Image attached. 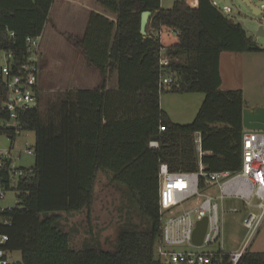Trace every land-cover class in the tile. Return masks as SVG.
Here are the masks:
<instances>
[{
    "label": "trees",
    "instance_id": "1",
    "mask_svg": "<svg viewBox=\"0 0 264 264\" xmlns=\"http://www.w3.org/2000/svg\"><path fill=\"white\" fill-rule=\"evenodd\" d=\"M97 1L115 19L91 11L82 36H65L99 72L100 86L67 88L47 99L37 89L36 106L18 112L20 128L34 132V164L23 166L30 173L10 187L18 202L0 212L11 221L0 227L9 235L6 247L20 251L21 264H172L154 254L162 227L161 164L173 172L196 171L199 160L212 171L241 167L243 92L221 88L220 55L264 48L213 0H197L196 6L176 0L169 8L161 0ZM52 3L0 0V49L13 51L15 64L24 58L26 36L42 34ZM145 10L151 11L146 36L140 30ZM162 48L175 74L163 91L204 94L189 123L174 121L160 105ZM114 72L118 89L105 90ZM6 94L0 76V134L13 135L4 125ZM99 172L125 186L142 223L120 225L114 249L73 248L60 213L92 205ZM237 264H264V252L246 248Z\"/></svg>",
    "mask_w": 264,
    "mask_h": 264
},
{
    "label": "built area",
    "instance_id": "2",
    "mask_svg": "<svg viewBox=\"0 0 264 264\" xmlns=\"http://www.w3.org/2000/svg\"><path fill=\"white\" fill-rule=\"evenodd\" d=\"M213 4L218 6L216 0ZM219 7V6H218ZM222 10L230 13L232 9L223 5ZM14 34L13 31L10 32ZM42 34L27 35L26 51L20 63L15 64L13 51L0 49L7 60L0 67L7 94L1 103L9 113L4 125L13 129V135L3 133L10 140L9 147H0V199L5 198L10 187L27 174L29 169L18 165L21 153L34 155V144L25 140V146L18 154L12 153L14 138L22 134L18 112L33 108L37 104V89L41 71ZM170 58L162 48L160 65L163 72L159 80V91L167 89L175 80L174 72L168 70ZM164 129V126L160 127ZM2 135V134H0ZM14 136V137H13ZM199 154L201 135L195 132ZM156 143L151 141L150 144ZM30 173V171H28ZM161 187L159 192L162 227L154 246L155 257L172 264H237L250 239L252 240L264 222V130L244 127L242 135L241 167L238 170H207L201 160L196 171H170L166 164L160 166ZM12 189V188H11ZM18 194V193H17ZM240 200L245 207L255 206L243 219L247 229L242 247L234 252L224 248V215L237 212L236 206L226 208L225 200ZM18 202V197H17ZM16 205V203L14 204ZM1 206L0 212L11 209ZM207 217V227L200 245L192 241L193 231L198 219ZM11 224L8 218H0V225ZM8 233L0 227V264H18L12 258L14 250L6 247ZM187 246L185 249H177Z\"/></svg>",
    "mask_w": 264,
    "mask_h": 264
},
{
    "label": "rangeland",
    "instance_id": "3",
    "mask_svg": "<svg viewBox=\"0 0 264 264\" xmlns=\"http://www.w3.org/2000/svg\"><path fill=\"white\" fill-rule=\"evenodd\" d=\"M174 1L176 0H161L164 8L171 7ZM216 1L220 8L225 5L224 0ZM232 1L239 9L236 17L242 20L251 30H255L262 17L255 16L245 1ZM193 4L195 6L197 4L196 1L193 0ZM232 14L233 10L229 15L232 16ZM257 44H264V37L259 36ZM41 48L42 63L38 87L44 99L53 98L57 92L67 89L69 83L77 85V75H83L84 80L93 81L86 78L89 77L90 73H87V70L84 69L87 67L84 66L83 57L60 34L59 36H53L51 25H45L42 32ZM44 52H47L49 59ZM72 55L74 56L73 62H71ZM6 60V56L0 52V67L6 63ZM70 65L75 66L74 72L71 71ZM244 65L245 67L240 66V62H238V65L228 69L235 75V83H241L245 87L246 103H252L253 101L264 103V61L258 58L254 63L248 61ZM93 72L95 71L93 70ZM231 79L234 80V77L232 76L229 80ZM75 85L73 88L78 87ZM160 96L162 108L170 113L174 121L179 123L191 122L204 98L202 92L173 93L163 91ZM25 140H28L30 144H34V132L25 130L14 138L12 151L14 155L18 154L21 148L23 149ZM9 146L10 140L5 135H0V147ZM16 162L18 165L30 167L34 164V155L21 153L20 159ZM125 189L124 185L110 180V176L107 173L99 172L95 183L92 205L80 211L60 213L62 226L69 233L70 243L73 248H81L85 244H89L99 248L114 249L115 236L120 225L128 221L138 225L142 223L139 215L131 210L132 207L128 201ZM16 202L17 191L14 189H9L5 198L0 199L1 206H11ZM225 205L226 208L236 206L238 211L227 212L224 215V248L226 250L240 249V241L244 239L247 233V229L243 225V219L249 211H256L257 209L255 206L245 207L240 200L235 199H226ZM263 226L264 223L255 233L252 240L250 239L248 245L243 246L244 248L255 251L257 250V243H264ZM185 248L187 246L177 249ZM20 257V251L14 250L12 252V258L20 259Z\"/></svg>",
    "mask_w": 264,
    "mask_h": 264
},
{
    "label": "crops",
    "instance_id": "4",
    "mask_svg": "<svg viewBox=\"0 0 264 264\" xmlns=\"http://www.w3.org/2000/svg\"><path fill=\"white\" fill-rule=\"evenodd\" d=\"M187 1L189 2V4L191 6L194 5L193 0H191V1L187 0ZM194 1H196V3H197V0H194ZM252 2H254V1H252ZM161 6L163 7L162 2H161ZM91 11H97V12L103 13V14L115 19L113 14L107 12L105 10V8L102 7L98 3L97 0H53V3L51 5V8H50V11L48 14V19H47L45 25L46 24L51 25V32H52L53 36H59V34H60V36L62 38L66 39L69 42V40L65 36V33H71V34H76V35L82 36L84 34V31H85V28H86V25L88 22V17H89V14ZM227 14H229V13H227ZM69 43L74 47V45L71 42H69ZM256 43H257V41H256ZM259 46L264 48V44H260ZM42 48H41V50H42ZM77 52L79 55H81L83 57L84 66L87 67L84 69L87 70V73H90V75H89L90 78L89 77H86V78L92 79L93 81L84 80L83 75H77V78H78L77 85H75L73 83H69L68 89L73 88L74 85L78 86L75 88H81V89L98 88L101 84V76H100L99 72L97 70H95L94 68L90 67L86 63L84 56L78 50H77ZM44 53H45V55H47V58L49 59L47 52H44ZM258 58H259V60L264 61V50H245V51H238V52L223 51L220 55L221 88L222 89L240 88L243 92L244 108H253L256 106H261L263 103H261L259 101H253L252 103H246L247 101H246L245 93H244L245 87L241 83H238V84L235 83L236 82L235 75H233L229 71V69H231L232 66L238 65V62H240V66L245 67V65H244L245 63H247L248 61L254 63ZM41 60H42V58H41ZM73 60H74V56L72 55L71 62H73ZM70 69L72 72H74L75 66L70 65ZM92 69L95 72H93ZM94 76H95V78H93ZM232 76L234 77V80H232V79L229 80ZM39 77H40V75H39ZM38 85H39V82H38ZM108 89H113V90L118 89V76L115 72L111 73L107 77V80L105 83V90H108ZM160 105H161V98H160ZM168 114L170 115L169 112H168ZM151 145L157 146V144L155 142ZM263 223H262V225H263ZM243 241H244V239H242V241H240L241 242L240 247H242ZM84 243H87V242H84ZM256 248H257V250H255L256 252H264V243H257ZM237 250H239V249H232V250L228 249V251H230V252H234Z\"/></svg>",
    "mask_w": 264,
    "mask_h": 264
},
{
    "label": "water",
    "instance_id": "5",
    "mask_svg": "<svg viewBox=\"0 0 264 264\" xmlns=\"http://www.w3.org/2000/svg\"><path fill=\"white\" fill-rule=\"evenodd\" d=\"M245 1L255 16H261V21L257 24L255 30H251L242 20L236 17L237 12H239L238 6L232 0H224L225 4L228 5L232 10V17L234 21L241 25L245 32L247 38H250L253 42H256L258 37H264V0H256L252 2L251 0ZM151 11L145 10L141 14V33L143 35H148L150 32L147 30V25L149 22V17ZM252 44H248V47ZM243 126L248 129H262L264 130V103L261 106H256L253 108H243ZM207 217L204 216L198 219L196 226L193 231L192 241L195 245H200L203 241V236L207 227ZM22 260H18V264H21Z\"/></svg>",
    "mask_w": 264,
    "mask_h": 264
}]
</instances>
